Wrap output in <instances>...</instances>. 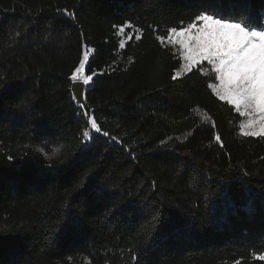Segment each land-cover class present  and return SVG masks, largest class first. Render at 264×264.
Segmentation results:
<instances>
[{"label": "trees", "instance_id": "obj_1", "mask_svg": "<svg viewBox=\"0 0 264 264\" xmlns=\"http://www.w3.org/2000/svg\"><path fill=\"white\" fill-rule=\"evenodd\" d=\"M216 4L264 31V0H0V264H264V137L156 39Z\"/></svg>", "mask_w": 264, "mask_h": 264}, {"label": "snow or ice", "instance_id": "obj_2", "mask_svg": "<svg viewBox=\"0 0 264 264\" xmlns=\"http://www.w3.org/2000/svg\"><path fill=\"white\" fill-rule=\"evenodd\" d=\"M195 21L179 29L177 26L168 27L165 30L167 41L164 36H156L162 45H179V59L182 63L172 79H177L182 72L191 71L193 67L207 61L212 65L216 81L209 83L208 87L221 101L232 105L240 116L248 117L246 122L240 124L241 135L264 137V31L250 30L249 20L244 13L229 9L225 15L220 4L199 13ZM131 27V24H125L119 28L117 35ZM140 31L136 29V40L141 38ZM128 36L131 39L132 34ZM120 47H124V41H121ZM86 60L87 54L72 74L73 81L81 78L77 74H83ZM82 79L83 84L87 85L92 76H82ZM78 95L73 99H78ZM87 124L95 132L101 131L95 119L89 117ZM103 135L108 136V133L104 132ZM83 137L89 138L90 133L84 131ZM215 138L217 141L221 139L219 135ZM111 139L116 140V137ZM59 152L60 148H55L48 158L51 159ZM256 258L264 260V254ZM235 264H240V261L237 260Z\"/></svg>", "mask_w": 264, "mask_h": 264}, {"label": "water", "instance_id": "obj_3", "mask_svg": "<svg viewBox=\"0 0 264 264\" xmlns=\"http://www.w3.org/2000/svg\"><path fill=\"white\" fill-rule=\"evenodd\" d=\"M86 91V88L84 87V84L80 81H75L72 83V93H73V96H76L77 94L78 95V99H75V101L78 103V104H82L84 103V93Z\"/></svg>", "mask_w": 264, "mask_h": 264}, {"label": "rangeland", "instance_id": "obj_4", "mask_svg": "<svg viewBox=\"0 0 264 264\" xmlns=\"http://www.w3.org/2000/svg\"><path fill=\"white\" fill-rule=\"evenodd\" d=\"M197 23H199V22H197ZM250 30H253V29H250ZM255 31H258V30H255ZM122 35V34H121ZM123 37V36H122ZM124 38V37H123ZM167 39L168 38H165V41H167ZM124 41V40H123ZM166 45H171V44H168V43H165ZM171 46H173V45H171ZM174 48H176V50H177V52H178V54H179V45H175V46H173ZM85 54H87V52L85 51L84 52V54H83V56H82V59L84 58V56H85ZM182 62V61H181ZM201 63H206L208 66H207V70H211L212 69V65H210L207 61H203V62H201ZM200 63V64H201ZM196 67V66H195ZM194 68V67H193ZM180 70V69H179ZM187 72H189V71H187ZM187 72H182V74H181V76L183 75V74H186ZM78 76H81V78H79V79H77L76 81H80V82H82L83 83V79H82V76H86L85 75V67H84V72H83V74L81 75V74H77ZM180 77V76H179ZM178 77V78H179ZM73 82H75V81H73ZM87 86H88V84L87 85H85L84 84V87L85 88H87ZM243 118V122H246L247 121V119H248V117H242Z\"/></svg>", "mask_w": 264, "mask_h": 264}]
</instances>
